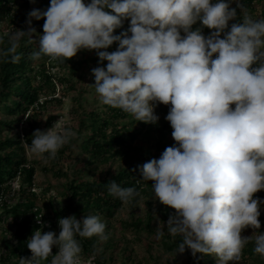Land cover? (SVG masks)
I'll list each match as a JSON object with an SVG mask.
<instances>
[{
    "label": "clouds",
    "instance_id": "9594fccd",
    "mask_svg": "<svg viewBox=\"0 0 264 264\" xmlns=\"http://www.w3.org/2000/svg\"><path fill=\"white\" fill-rule=\"evenodd\" d=\"M41 19L43 34L32 23ZM126 20L128 28L114 34ZM25 23L0 49L9 62L20 61L24 38L36 45L33 61H67L95 50L98 63L107 65L91 69L89 85L103 105L152 125L160 119L155 109L170 105L165 119L175 143L137 165L141 180L153 182L154 199L175 210L159 222L157 239L180 236L176 254L187 249L193 258L214 256L216 264H240L250 242L264 257V199L255 196L264 190V17L253 18L241 0H50L46 10H30ZM114 43L116 50L107 51ZM75 135L55 123L21 143L30 155L55 159ZM106 187L123 203L140 196L114 180ZM58 226V235L35 230L27 241L32 255L19 264L49 256L50 264H78V237L108 238L98 215L59 218ZM246 228L253 234L243 236Z\"/></svg>",
    "mask_w": 264,
    "mask_h": 264
},
{
    "label": "rangeland",
    "instance_id": "374dc122",
    "mask_svg": "<svg viewBox=\"0 0 264 264\" xmlns=\"http://www.w3.org/2000/svg\"><path fill=\"white\" fill-rule=\"evenodd\" d=\"M242 1L243 0H241V2ZM49 5L50 0H36L34 4L26 0H17L14 14L0 21V38L8 37V33L17 29L26 30L27 26L25 21L27 13L33 8L46 10ZM232 7H235V3L232 4ZM18 10L19 12L17 13ZM245 10L253 18L264 17V0H262V2L254 1L250 9L245 8ZM237 11L239 16V9ZM32 23L37 32L43 34L44 20H33ZM199 26L200 23L198 22L193 28ZM209 31L210 30L207 28L203 29L205 35H207ZM116 32L120 33L121 31L117 29ZM90 54H96L95 50L90 51ZM79 55L80 54H77V56ZM83 59H85V56ZM38 62L39 60L36 64ZM106 65L107 61H104L103 65H100L98 63V57L97 60H83L78 72L74 75L69 71L67 66L63 67L60 63H56V60L50 61L46 64L47 69L56 77H61L63 79L57 82L54 89L52 86L44 87L40 94L41 107L35 114L30 116L25 114L22 117V121L16 123L12 128L0 124V130L2 131L0 139L2 137L15 136H20L21 140L27 139V136L24 134L30 132L32 135L33 130L36 129L42 131L47 130L53 127L55 123H57L60 128H70L71 131L76 134L73 137L74 139H79L87 135L89 131L87 128H82L80 124L81 119H83V114L87 113V110H102L105 107V105L100 102L95 88L89 85L95 83L94 77L91 75V69L97 66L106 67ZM32 74H34V72ZM169 108L170 105L160 104L155 109L156 114L160 117L157 125L143 122V124L138 123L135 126L137 136L132 141V146L137 147L140 153L145 155L150 153L153 156L152 158L158 159L166 147L172 146L175 143L171 135L172 131L166 129V136L161 139L156 129L157 126L162 127L165 123H169L165 119V116L169 112ZM11 119L12 116L0 111V120L9 121ZM32 121L37 123L35 128L30 127ZM124 121L125 120H119V123H123ZM160 139L161 141L158 143ZM21 145L23 146V144ZM70 148L71 149L66 154H61L62 152L58 151L60 159L55 160L48 159L47 154H45L43 158L30 155L24 148L23 155L26 159V164L33 165L36 169L34 174V187L32 190L36 194L34 199H32V203H34L36 207H33L29 214H22V216H19L18 220H27L31 222V227L35 230L41 229L37 227V225H50L52 219L46 202L49 194L45 193V189H50L51 194L60 195L63 190H67V183L73 178L79 177L91 181L107 178L118 169L123 168L126 162L122 154L115 153L114 157L108 160L99 162L94 161L92 165H90L88 156L82 151L79 144L74 142L70 144ZM133 157L138 159L140 156L133 155ZM84 167H86V170H84ZM22 177L23 176H18L16 180L12 181V199H9L10 207L20 201L26 200L19 199L18 195L16 198V195H14L23 182ZM24 187L27 188V184H25ZM255 196L264 199V190L259 191ZM166 208L167 206L161 204L157 199H154V194L152 192L151 195L144 194L138 202L125 204L112 219H107L102 216V214L98 215L102 222L106 224L105 234L108 238L102 241L99 237L93 236L96 252L103 253L109 264H135L136 262H142V264H191L189 256L176 254V251L173 252L168 250L163 245L162 238L157 239L156 233L147 231L145 228V223L149 215L152 216L151 224L154 229L158 227L159 222H165L163 220V213ZM168 209L175 211L171 208ZM260 211L261 218L259 220L261 222V228L259 231L264 232V206L261 207ZM154 212L158 219L153 215ZM0 217H2L0 221V243H4L6 242L5 239L12 238L16 230V224L12 219L13 216L7 215V212H5L1 206ZM37 218H40L41 223H37ZM136 219H142L143 224H139V227L133 225V222H137ZM42 231H54L58 235L59 226L57 225L52 228L45 227L42 228ZM252 234L253 229L251 228H246L242 232L243 236H250ZM15 243H17L16 239L12 241L13 245H15ZM57 251V248H53V254ZM186 251L191 252L187 249ZM22 257L30 258L31 254L30 252H24ZM20 258L21 256L14 258V260L20 261ZM51 259L52 257L49 256L48 260L41 261V264L49 263ZM78 264H93V261L91 258H86L84 254L80 253ZM229 264H231V262H229ZM240 264L262 263L257 258L247 257L246 259H241Z\"/></svg>",
    "mask_w": 264,
    "mask_h": 264
},
{
    "label": "trees",
    "instance_id": "16d2710c",
    "mask_svg": "<svg viewBox=\"0 0 264 264\" xmlns=\"http://www.w3.org/2000/svg\"><path fill=\"white\" fill-rule=\"evenodd\" d=\"M26 1L29 2L30 0ZM254 1L262 2V0H243L242 4L244 8L250 9ZM16 2L17 0H0V21L14 14ZM128 26L127 21H125L123 28L119 30L123 31ZM114 34L119 33L115 32ZM24 39L26 40V38ZM25 40L20 42V46L17 49V52L21 55L18 63H11L9 62V58L0 56V111L12 116V119L9 121L0 120V124L9 128L22 121V117L25 114L29 116L35 114L41 107L40 94L44 87L52 86L54 89L57 82L63 79L56 77L47 69L46 64L52 61V59L43 56L36 64L38 60L33 61L29 58L30 53L36 50V45L27 44ZM8 46V37L0 38V49H6ZM117 47L118 45L114 43L107 51H115ZM77 54L81 56L76 55L67 61L56 60V63H60L63 67L67 66L69 71L76 75L83 60H97L98 57L96 54L91 55L88 50H81ZM84 56L85 59H83ZM33 72L34 74H32ZM119 120L125 121L119 123ZM138 123L143 124V122L136 121L133 116L123 112L121 109L109 106H105L102 110H87V113L83 114L80 124L82 128H87L88 134L79 139L72 138L68 144L59 150L62 152L61 154H66L71 149L70 144L75 142L80 145L82 151L88 156L90 165L94 161L108 160L114 157L115 153L122 154L126 162L123 168L118 169L107 178L94 181L79 177L73 178L68 181L67 190H63L60 195L51 194L50 189H45V193L49 194L46 202L49 213L52 216L51 228L58 225L59 218L71 215H75L77 219H82L85 215L102 214L105 218L112 219L125 204H133L134 202H138L144 194H152L151 184L153 182L141 180L142 177L137 169V165H142L152 159L153 156L150 153H147V155L142 154L137 147L132 146V141L137 136L135 126ZM36 125L37 123L32 121L30 127L35 128ZM156 129L161 139L166 136V129L173 131L169 123H165L162 127L157 126ZM1 134L2 131L0 130V136ZM24 135L27 136V140L30 143L31 133L28 132V134ZM161 139L158 143H160ZM21 144L20 136L2 137L0 139V206L7 212V215L13 216L12 219L16 224V230L12 238H7L5 239L6 242L0 243V264H19V261L14 260V258L22 257L24 252H30L31 254V251L27 248V241L35 229L31 227V222L27 220L19 221L18 218L22 214H29L30 210L36 207L32 203V199L36 196L32 191L36 169L33 165L26 164V159L23 155L24 147ZM133 155H139L140 157L135 159ZM55 159H60L59 154H57ZM134 169L136 170L133 171ZM84 170H86V167H84ZM18 176H23V182L14 195H16V198L18 195L19 199L26 200L20 201L10 207L9 199H12V181L16 180ZM113 180L120 184L121 187L136 188L140 192V196L129 203H123L118 198L109 195L106 184ZM25 184H27V188L24 187ZM173 213L174 211H171L167 207L163 213V220L166 222L169 215ZM1 220L2 217H0ZM136 221L138 223L133 222V225L136 227H139V224H143L142 219H136ZM151 222L152 216L149 215L145 228L147 231L156 233V229L152 227ZM37 227L41 229L45 228L42 225H37ZM14 239L17 240L15 245L12 244ZM78 239L82 247L81 253L86 258H91L93 264H109L103 253L96 252L93 237H78ZM181 240L180 236L171 237L168 234H165L162 238L163 245L173 252L177 250ZM54 249L56 248L54 247ZM180 255L189 256L191 264H216V258L211 255L203 256L198 253V259L193 258L191 252L187 251ZM247 257L257 258L264 264V257L254 252V245L251 242L242 251L241 259H246ZM46 264H50V262ZM135 264H142V262H136Z\"/></svg>",
    "mask_w": 264,
    "mask_h": 264
}]
</instances>
